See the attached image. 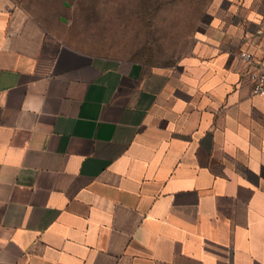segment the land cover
<instances>
[{
  "label": "crops",
  "instance_id": "1",
  "mask_svg": "<svg viewBox=\"0 0 264 264\" xmlns=\"http://www.w3.org/2000/svg\"><path fill=\"white\" fill-rule=\"evenodd\" d=\"M216 1L175 67L96 56L0 0V264H264V98Z\"/></svg>",
  "mask_w": 264,
  "mask_h": 264
},
{
  "label": "rangeland",
  "instance_id": "2",
  "mask_svg": "<svg viewBox=\"0 0 264 264\" xmlns=\"http://www.w3.org/2000/svg\"><path fill=\"white\" fill-rule=\"evenodd\" d=\"M58 24L65 43L96 56L175 67L224 0H14Z\"/></svg>",
  "mask_w": 264,
  "mask_h": 264
},
{
  "label": "built area",
  "instance_id": "3",
  "mask_svg": "<svg viewBox=\"0 0 264 264\" xmlns=\"http://www.w3.org/2000/svg\"><path fill=\"white\" fill-rule=\"evenodd\" d=\"M262 9L261 17L255 23L253 37L256 39V45L264 51V0H254ZM240 61L246 63L245 71L252 95L264 98V54L257 58L252 52L240 50L238 52Z\"/></svg>",
  "mask_w": 264,
  "mask_h": 264
}]
</instances>
